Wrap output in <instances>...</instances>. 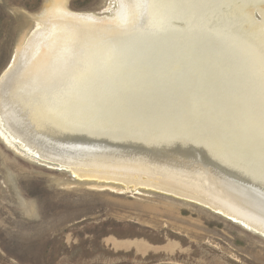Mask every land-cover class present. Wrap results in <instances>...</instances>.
<instances>
[{
  "label": "bare ground",
  "instance_id": "1",
  "mask_svg": "<svg viewBox=\"0 0 264 264\" xmlns=\"http://www.w3.org/2000/svg\"><path fill=\"white\" fill-rule=\"evenodd\" d=\"M114 1L97 15L47 0L0 77L2 138L264 238V0Z\"/></svg>",
  "mask_w": 264,
  "mask_h": 264
},
{
  "label": "rangeland",
  "instance_id": "2",
  "mask_svg": "<svg viewBox=\"0 0 264 264\" xmlns=\"http://www.w3.org/2000/svg\"><path fill=\"white\" fill-rule=\"evenodd\" d=\"M47 4L0 0V77ZM68 7L108 15L116 3ZM29 160L0 134V264H264V238L206 207Z\"/></svg>",
  "mask_w": 264,
  "mask_h": 264
}]
</instances>
